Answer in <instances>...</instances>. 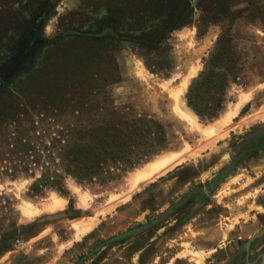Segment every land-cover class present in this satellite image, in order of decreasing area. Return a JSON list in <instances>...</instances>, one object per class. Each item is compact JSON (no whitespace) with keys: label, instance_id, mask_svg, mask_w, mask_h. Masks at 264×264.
<instances>
[{"label":"rangeland","instance_id":"1","mask_svg":"<svg viewBox=\"0 0 264 264\" xmlns=\"http://www.w3.org/2000/svg\"><path fill=\"white\" fill-rule=\"evenodd\" d=\"M184 13L188 23L162 38L158 28ZM226 34L232 42L219 63L232 61L236 78L226 72L217 116L195 115L191 124L172 94L196 67L181 94L194 114L188 87ZM157 45L167 71L146 67ZM243 93L250 97L238 113L217 125ZM98 95L103 112L160 124L165 142L134 166L87 181L66 176L61 188L41 181L40 165L12 170L7 136L15 125L52 142L68 110ZM261 151L264 0H0V264H226L264 227V155L254 159ZM172 152L182 159L132 185L135 172ZM263 251L264 234L233 264H257Z\"/></svg>","mask_w":264,"mask_h":264},{"label":"trees","instance_id":"2","mask_svg":"<svg viewBox=\"0 0 264 264\" xmlns=\"http://www.w3.org/2000/svg\"><path fill=\"white\" fill-rule=\"evenodd\" d=\"M187 17L184 13L177 24L167 29L159 27L161 37L187 24ZM204 31L200 25L197 26L199 35ZM231 42L228 34L218 39V49L210 54L203 70L188 87L187 107L200 118L212 119L221 109L224 87L228 82L226 72L233 74V80L236 78V66L232 61L229 60L228 68L219 63L221 56L227 53L226 45L230 46ZM155 49L153 55L146 52V67L151 72L169 70L171 63L165 49L160 45ZM100 98L105 100V95H98L94 100L91 98L85 104L69 109V119L57 129L58 136L49 143L40 141L41 136L34 127L24 122L15 125L12 134L7 136L12 170L25 171L31 164L40 165L45 168L41 181L61 188L66 176L87 181L112 167L134 166L165 142V132L160 124H154L146 117L129 119L114 109L103 112L97 102Z\"/></svg>","mask_w":264,"mask_h":264},{"label":"bare ground","instance_id":"3","mask_svg":"<svg viewBox=\"0 0 264 264\" xmlns=\"http://www.w3.org/2000/svg\"><path fill=\"white\" fill-rule=\"evenodd\" d=\"M196 68V67H195ZM193 68L190 71V75H193L196 72V69ZM186 76L184 78V80L182 81L181 86L177 89L178 91H175L172 94L173 100H174V110L176 113H178L179 116L187 119L191 124H194V118L196 117L195 114H193L192 112L188 111L187 108H185L182 103H181V94H183V92L186 90L188 82H189V76ZM250 97V94H246L243 93L239 99V101L236 104V108L233 112H225L222 114V116L220 117V119L217 121V125L221 126L224 125L226 123H228L232 116L237 112L239 106L246 100H248ZM210 132H213V129H210ZM184 152V151H183ZM182 152H172L169 154H164V155H160V156H156L153 161H151L150 163L146 164L144 168H141L140 170H138L137 172H135V174L133 175L132 178V185L134 187H138L140 184L142 183H146L149 180H152L155 176L161 174V173H165L166 170L170 169L172 167V165L175 162H178L180 160V155ZM182 159V158H181ZM51 199L53 200V204L62 206L64 200L62 199V197L58 196L55 193H52L51 195ZM53 207V206H52ZM74 225L78 228V230H82V228H79V226L82 225V221H78L76 223H74ZM259 259L257 261V264L260 261V255L258 256ZM227 264V263H226Z\"/></svg>","mask_w":264,"mask_h":264},{"label":"water","instance_id":"4","mask_svg":"<svg viewBox=\"0 0 264 264\" xmlns=\"http://www.w3.org/2000/svg\"><path fill=\"white\" fill-rule=\"evenodd\" d=\"M263 234H264V227H262L258 232L253 234L250 238H248L245 241V243L239 248V250H237L235 253L231 254L228 257L227 264H233V261H234L235 257H237L238 255H240V254H242L244 252L248 256L251 242L254 241L256 238L262 236ZM260 257L261 258H260V261H259L258 264H264V251L262 253H260Z\"/></svg>","mask_w":264,"mask_h":264},{"label":"crops","instance_id":"5","mask_svg":"<svg viewBox=\"0 0 264 264\" xmlns=\"http://www.w3.org/2000/svg\"><path fill=\"white\" fill-rule=\"evenodd\" d=\"M245 103V102H244ZM244 103L240 106V108L244 105ZM239 108V109H240ZM238 113V112H237ZM237 115V114H236ZM235 117V116H234ZM264 155V151H261L260 153H258V155H256L255 156V158L254 159H261L262 158V156ZM263 160V159H262Z\"/></svg>","mask_w":264,"mask_h":264},{"label":"flooded vegetation","instance_id":"6","mask_svg":"<svg viewBox=\"0 0 264 264\" xmlns=\"http://www.w3.org/2000/svg\"><path fill=\"white\" fill-rule=\"evenodd\" d=\"M249 256V255H248Z\"/></svg>","mask_w":264,"mask_h":264}]
</instances>
